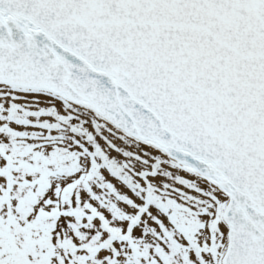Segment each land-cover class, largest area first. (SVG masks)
Wrapping results in <instances>:
<instances>
[{
    "label": "snow or ice",
    "instance_id": "1",
    "mask_svg": "<svg viewBox=\"0 0 264 264\" xmlns=\"http://www.w3.org/2000/svg\"><path fill=\"white\" fill-rule=\"evenodd\" d=\"M0 264H264V0H0Z\"/></svg>",
    "mask_w": 264,
    "mask_h": 264
}]
</instances>
